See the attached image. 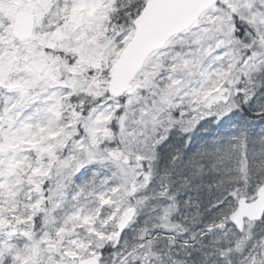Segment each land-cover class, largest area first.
<instances>
[{"label":"snow or ice","instance_id":"6c2138e0","mask_svg":"<svg viewBox=\"0 0 264 264\" xmlns=\"http://www.w3.org/2000/svg\"><path fill=\"white\" fill-rule=\"evenodd\" d=\"M255 120L264 0H0V264H264Z\"/></svg>","mask_w":264,"mask_h":264},{"label":"trees","instance_id":"16d2710c","mask_svg":"<svg viewBox=\"0 0 264 264\" xmlns=\"http://www.w3.org/2000/svg\"><path fill=\"white\" fill-rule=\"evenodd\" d=\"M233 117H238V116L233 115ZM225 121L229 122L226 126L221 124L219 129H216V128L212 127L211 131L209 133H204V132L198 130L196 132L195 136H194V142H198L201 137H205V136L211 135V133L215 132V131H235V128H231V126L234 124V123H231L232 118H231V120L226 118ZM238 121H239L238 126H240L241 125V117L238 118ZM263 122L264 121L255 120L253 123L255 124V123H263ZM253 131L254 132H259L257 129H253Z\"/></svg>","mask_w":264,"mask_h":264},{"label":"rangeland","instance_id":"374dc122","mask_svg":"<svg viewBox=\"0 0 264 264\" xmlns=\"http://www.w3.org/2000/svg\"><path fill=\"white\" fill-rule=\"evenodd\" d=\"M239 117H241V116H238V117L232 116L231 123H234V124L231 126V128H235L236 126H238V124H239L238 118ZM228 123H229L228 121H225L223 123V125L226 126ZM254 125H255L254 129H257L258 131H261L262 129H264V122L263 123H255Z\"/></svg>","mask_w":264,"mask_h":264}]
</instances>
